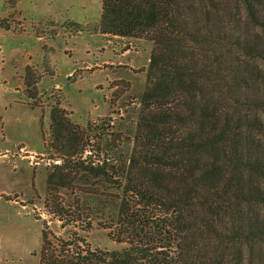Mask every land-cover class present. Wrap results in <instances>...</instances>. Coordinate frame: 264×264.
<instances>
[{"label": "trees", "instance_id": "16d2710c", "mask_svg": "<svg viewBox=\"0 0 264 264\" xmlns=\"http://www.w3.org/2000/svg\"><path fill=\"white\" fill-rule=\"evenodd\" d=\"M98 31L152 45L133 146L110 156L100 137L98 160L83 157L90 124L52 108L54 170L118 193L104 226L124 247L54 249L42 231L39 264H251L264 247V0H102Z\"/></svg>", "mask_w": 264, "mask_h": 264}, {"label": "rangeland", "instance_id": "374dc122", "mask_svg": "<svg viewBox=\"0 0 264 264\" xmlns=\"http://www.w3.org/2000/svg\"><path fill=\"white\" fill-rule=\"evenodd\" d=\"M101 2L0 0V264H39L42 231L54 249L124 247L104 226L118 193L81 174L62 180L49 118L59 108L79 130L90 124L83 157L98 160L100 137L110 156L131 151L152 45L99 33ZM251 257L264 264V247Z\"/></svg>", "mask_w": 264, "mask_h": 264}]
</instances>
